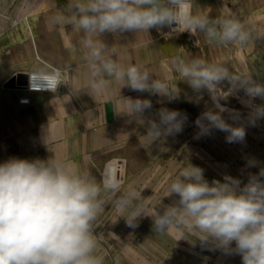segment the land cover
Returning a JSON list of instances; mask_svg holds the SVG:
<instances>
[{"label": "clouds", "instance_id": "1", "mask_svg": "<svg viewBox=\"0 0 264 264\" xmlns=\"http://www.w3.org/2000/svg\"><path fill=\"white\" fill-rule=\"evenodd\" d=\"M36 7L37 0H20L21 12ZM0 17V32L19 22L6 9ZM63 23L80 34L78 42L87 62L83 74L86 94L93 99L114 100L116 114L145 126L140 139L147 147L181 133L187 115L162 106L155 113L158 119L146 116L153 108L152 100L122 96L121 89L166 97L169 102L179 98L181 89L177 82L168 86L167 80L173 77L167 73L161 76L143 66L114 59L103 35H149L151 29L167 27L170 31L166 36L187 32L197 37L196 47L203 36L210 43L239 48L256 38L254 25L230 11L214 18L197 12L194 0H67L63 11L51 14L47 20L49 30ZM171 64L197 102L204 93L212 102L211 107L206 103L195 120L197 138L215 129L226 133L227 143L244 141L245 126L228 123L224 115L228 113L235 122L240 113L221 104L241 91L249 108L248 123L254 126L264 119V81L202 57H175ZM27 74L31 91L56 94L61 86H69L59 67H36ZM257 99L262 103H256ZM44 143L47 145L45 133ZM248 163L256 164L254 160ZM262 178L264 168L250 174L245 184L228 174L210 183L201 167L189 163L170 179L165 195L156 199L149 211L146 205L154 196H143L145 189L133 183L125 185L113 162H108L97 178L87 167L54 155L31 160L10 157L0 162V264H106L107 253L102 251L96 233L98 217L106 207L115 213L114 223L123 218L135 228L138 218L147 216L152 219L153 232L174 233L176 242L183 240L193 247L199 242L208 250L239 255L242 264H264ZM172 197H176L172 203H163V198ZM111 235L119 240L114 233Z\"/></svg>", "mask_w": 264, "mask_h": 264}, {"label": "crops", "instance_id": "2", "mask_svg": "<svg viewBox=\"0 0 264 264\" xmlns=\"http://www.w3.org/2000/svg\"><path fill=\"white\" fill-rule=\"evenodd\" d=\"M64 6L60 8L64 9ZM194 10L210 14L213 18L230 11L237 18L255 26L256 38L248 46L239 48L210 43L200 36V44L196 47L197 37L187 32L166 36L165 33L170 31L167 27L160 31L151 29L149 35L126 32L119 35L105 33L102 37L112 47L114 59L124 64L143 66L161 76L167 73L173 77L167 80L168 86H174L177 82L181 89L179 98L171 102L166 97L150 96L127 87L121 89L122 96L152 100L153 108L145 113L146 116L158 119L155 113L162 106L187 115L181 133L154 143L151 147L145 146L140 139L145 126L129 121L127 116L116 114L114 100L93 99L86 94L83 74L87 62L78 42L80 37L74 36L72 31L63 36V31L58 32V26L49 30L47 20L37 24L29 22L27 26L34 29V35L27 33L26 27H23V36L16 43L8 40L5 44L7 52L1 55L0 162L10 157L31 160L54 155L58 159H68L87 167L97 178L105 165L113 162L119 168L125 185L133 183L137 188L148 189L146 178L154 171L157 158L166 162L171 156L178 155V149L172 146H177L179 140L202 139L201 136L197 138L198 131L195 130L199 129L195 120L205 110L206 103L208 107L212 104L207 93L203 94L202 100L196 101L187 82L180 81L178 74L173 72V58L188 60L202 57L209 62L222 63L233 72L250 73L264 81V0H194ZM48 65L63 69L69 86H61L56 94L28 93L4 87L16 74L27 75L36 67ZM112 87L114 89L115 85ZM71 89L79 91L71 92ZM23 96H28L27 104L19 103L18 99ZM245 99L241 91L226 101L222 100L221 104L229 109L236 108L241 118L247 120L249 108L245 107ZM255 102L262 103L259 99ZM226 117L230 124H234L228 113ZM246 120H240L246 134H257L259 147H264V119L258 120L254 126ZM213 130L209 134L210 141L214 138ZM44 133L47 145L44 143Z\"/></svg>", "mask_w": 264, "mask_h": 264}, {"label": "rangeland", "instance_id": "3", "mask_svg": "<svg viewBox=\"0 0 264 264\" xmlns=\"http://www.w3.org/2000/svg\"><path fill=\"white\" fill-rule=\"evenodd\" d=\"M66 3L67 0H37L38 7L35 10L21 12L20 0H0V13L6 9L9 15L19 20L14 27L10 26L7 30L0 32V63L2 52H7L8 47L5 44L8 40L16 43L17 39L23 36V27H26L27 33L34 35V29H29L28 23L37 24L39 21L48 20L51 14L63 11L60 7ZM42 31L49 32L46 29ZM61 31L63 36H66L68 31H72L74 36L80 37V34L67 23L58 25V32ZM224 115L228 122L227 113ZM240 120L246 119L241 118L240 115L239 120L233 121L234 126H239ZM212 135L214 136L212 141L209 135L201 136V140L192 138L179 140L176 143L177 146H172L178 149V155L171 156L166 162L162 161V158L155 160L154 171L146 178L152 188L149 189L148 186V189L142 193L145 197L154 196V199L146 205L149 211L156 199L165 195L166 184L170 179L189 163L201 167L205 178L210 183L213 179L223 180V176L228 174L239 178L242 184H245L250 174H256L264 168V147H259L260 141H257V134H246L244 141L237 143H227L226 133L215 129ZM250 160L256 162L255 166H249ZM174 199L176 197L163 198V203L170 204ZM105 210L98 217L96 233L102 251L107 253L106 264H242L239 255H226L221 250H208L202 248L199 242L195 247L183 240L176 242L174 233L153 232L150 217L141 216L138 218L137 226L131 228L123 218L114 223L115 213L108 207ZM111 233H114L119 240Z\"/></svg>", "mask_w": 264, "mask_h": 264}, {"label": "water", "instance_id": "4", "mask_svg": "<svg viewBox=\"0 0 264 264\" xmlns=\"http://www.w3.org/2000/svg\"><path fill=\"white\" fill-rule=\"evenodd\" d=\"M26 74H16L5 84V88H17L21 89L26 84Z\"/></svg>", "mask_w": 264, "mask_h": 264}, {"label": "built area", "instance_id": "5", "mask_svg": "<svg viewBox=\"0 0 264 264\" xmlns=\"http://www.w3.org/2000/svg\"><path fill=\"white\" fill-rule=\"evenodd\" d=\"M21 90H24V91H26V92H28V93L48 92V91H31V90L29 89V77H28V74H27V78H26V84L24 85L23 88H21ZM18 101H19L20 104H27L28 101H29V99H28V96H23V97H20V98L18 99ZM21 101H26V102L22 103Z\"/></svg>", "mask_w": 264, "mask_h": 264}]
</instances>
